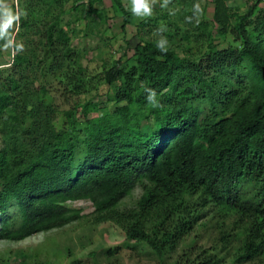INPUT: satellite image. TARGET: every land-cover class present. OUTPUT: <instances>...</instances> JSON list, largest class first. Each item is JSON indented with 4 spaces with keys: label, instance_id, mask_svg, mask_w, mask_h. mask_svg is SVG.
<instances>
[{
    "label": "trees",
    "instance_id": "trees-1",
    "mask_svg": "<svg viewBox=\"0 0 264 264\" xmlns=\"http://www.w3.org/2000/svg\"><path fill=\"white\" fill-rule=\"evenodd\" d=\"M211 1V19L193 20L188 31L176 23L166 33V55L141 28L169 13L140 22L99 74H90L72 45L81 30L75 23L94 22L87 20L90 7L24 4L18 35L37 29L44 55L39 60L28 49L0 71V240L70 224L78 219L71 201L89 200L108 212L138 184L143 195L126 215L138 219L125 235L159 261L207 218L219 231L213 253L187 246L171 264H220L217 250L234 264H264V5L249 0L238 14L229 0ZM111 3L124 27L132 13L122 0ZM91 12L104 23L100 10ZM233 38L235 45H220ZM41 63L42 77L57 82H40ZM142 82L156 90L162 108L148 104ZM52 84L72 100L59 128ZM158 199L170 210L144 221Z\"/></svg>",
    "mask_w": 264,
    "mask_h": 264
},
{
    "label": "rangeland",
    "instance_id": "rangeland-1",
    "mask_svg": "<svg viewBox=\"0 0 264 264\" xmlns=\"http://www.w3.org/2000/svg\"><path fill=\"white\" fill-rule=\"evenodd\" d=\"M122 1L123 5H126L128 12L131 13V0ZM248 1L230 0L229 5L240 14L246 11ZM26 2L28 0H20V6L25 8L26 5L24 4ZM69 2H72L73 5L78 4L79 8L87 9L90 7L91 9L87 20H93L94 22H88L86 27L76 22L74 27L76 30L77 28L81 30L75 32L72 37L73 47L82 54V64L93 69L90 74H99L103 68H107L113 58L121 54L120 51L124 41H129L133 36H136V29L141 28L140 22L149 18L140 19L129 14L126 17V25L120 27L121 20H119V16L115 15L116 11L112 7L111 0H69ZM196 2L197 0H170L167 7L162 9L160 5L163 0H156L153 6V15L150 18L158 17L166 12L169 13V10H174L176 14L170 15L166 19L162 18L155 27L141 28L143 35L145 33L148 38L159 39L160 36H166L167 32L171 33L176 23H179V27L186 31L190 30L191 25L186 22L185 17L193 14L192 6ZM199 2L204 9L203 18L211 19L212 1L199 0ZM93 9L98 12L100 10L102 16H106V20H101L104 22L103 24L100 23V20L97 22L98 16L93 15L94 12H91L94 11ZM162 24L167 30L155 35L156 30ZM169 27H171L170 30ZM17 40L24 43L25 51L28 49L34 50L37 59H43L44 50L39 42L37 29L29 31L24 36L18 35ZM176 41L174 39V42ZM228 43L236 44L233 38L226 40L225 44L220 43V45L223 47ZM7 60L11 61V57L0 51V64L6 63ZM38 65L41 67L43 64ZM42 69L43 67L35 70L36 75H40L39 80L42 84L49 81L50 83L57 82L48 76L46 78L42 77L39 72ZM99 78L100 75L94 77L93 83L96 84ZM50 86L49 96L53 98V101L61 110L55 120V125L59 128L63 123L62 111L70 107L72 100L69 98L65 100L53 84ZM85 99H87L85 96L82 97V100ZM144 188V185L137 184L128 196L124 197L121 202H118L108 212L100 213L89 200L68 202L67 205L78 215L77 220L60 228L33 234L20 241L0 240V264H171L176 253L180 252L182 248L185 249L191 245L203 247L213 253L219 231L214 224L216 221H211L207 218L195 227L192 234L180 241L178 250L174 252L175 254L165 256L162 260L163 263L159 261L158 257L147 245L128 240L125 233L131 227V223L137 221L138 216L132 220L126 215L129 210L136 208L137 202L143 195ZM171 206L170 203L158 199L155 206L158 209L155 210L154 207L148 211L144 221L155 222L157 218L156 212L164 214L170 210ZM8 216L11 219L16 218V208L9 209ZM13 227L17 228L18 223H13ZM148 228L149 230L151 229L150 226ZM107 249H110V253H114L112 257L107 254ZM216 254L220 264H234L230 254L220 250H217Z\"/></svg>",
    "mask_w": 264,
    "mask_h": 264
},
{
    "label": "clouds",
    "instance_id": "clouds-1",
    "mask_svg": "<svg viewBox=\"0 0 264 264\" xmlns=\"http://www.w3.org/2000/svg\"><path fill=\"white\" fill-rule=\"evenodd\" d=\"M170 0H163L160 7L166 8ZM156 0H131V13L133 16L143 19L153 15V6ZM192 15L185 17L187 23H192L193 20L197 24L200 23L204 15V9L197 0L192 6ZM174 10H169V15H175ZM25 9L20 6V0H0V51H3L11 57L12 62L0 64V71L9 70L13 67L15 57L25 51L23 42L17 40V35L20 30L21 19L26 16ZM167 29L163 25L156 30L155 35L165 32ZM156 48L162 54H167L169 51V40L166 36H160L155 42ZM144 92L147 93L148 104L154 109H160L163 105L158 99L155 89L147 87L145 83H141Z\"/></svg>",
    "mask_w": 264,
    "mask_h": 264
},
{
    "label": "built area",
    "instance_id": "built-area-1",
    "mask_svg": "<svg viewBox=\"0 0 264 264\" xmlns=\"http://www.w3.org/2000/svg\"><path fill=\"white\" fill-rule=\"evenodd\" d=\"M261 4L264 5V0H261Z\"/></svg>",
    "mask_w": 264,
    "mask_h": 264
},
{
    "label": "crops",
    "instance_id": "crops-1",
    "mask_svg": "<svg viewBox=\"0 0 264 264\" xmlns=\"http://www.w3.org/2000/svg\"><path fill=\"white\" fill-rule=\"evenodd\" d=\"M127 1V0H126ZM230 1V0H229Z\"/></svg>",
    "mask_w": 264,
    "mask_h": 264
}]
</instances>
